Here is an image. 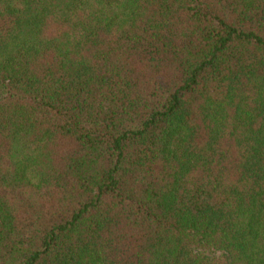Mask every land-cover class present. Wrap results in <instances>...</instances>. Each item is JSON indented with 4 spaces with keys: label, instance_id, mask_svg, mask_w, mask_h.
I'll return each instance as SVG.
<instances>
[{
    "label": "trees",
    "instance_id": "16d2710c",
    "mask_svg": "<svg viewBox=\"0 0 264 264\" xmlns=\"http://www.w3.org/2000/svg\"><path fill=\"white\" fill-rule=\"evenodd\" d=\"M0 264H264V0H0Z\"/></svg>",
    "mask_w": 264,
    "mask_h": 264
}]
</instances>
